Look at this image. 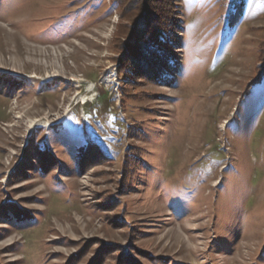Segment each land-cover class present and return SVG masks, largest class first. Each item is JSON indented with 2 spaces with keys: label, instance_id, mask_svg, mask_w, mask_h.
<instances>
[{
  "label": "rangeland",
  "instance_id": "1",
  "mask_svg": "<svg viewBox=\"0 0 264 264\" xmlns=\"http://www.w3.org/2000/svg\"><path fill=\"white\" fill-rule=\"evenodd\" d=\"M0 0V264H264V0Z\"/></svg>",
  "mask_w": 264,
  "mask_h": 264
},
{
  "label": "trees",
  "instance_id": "2",
  "mask_svg": "<svg viewBox=\"0 0 264 264\" xmlns=\"http://www.w3.org/2000/svg\"><path fill=\"white\" fill-rule=\"evenodd\" d=\"M238 0H234L233 1V5H234V3H236ZM241 2H240V4H239V7L238 8H240L241 7V5L243 4V0H240ZM240 11H241V8H240Z\"/></svg>",
  "mask_w": 264,
  "mask_h": 264
}]
</instances>
